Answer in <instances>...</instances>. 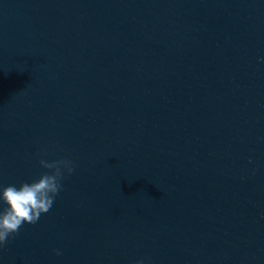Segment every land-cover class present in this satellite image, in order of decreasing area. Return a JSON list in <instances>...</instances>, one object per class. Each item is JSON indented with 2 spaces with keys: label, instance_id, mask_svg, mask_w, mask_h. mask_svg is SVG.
I'll use <instances>...</instances> for the list:
<instances>
[{
  "label": "water",
  "instance_id": "1",
  "mask_svg": "<svg viewBox=\"0 0 264 264\" xmlns=\"http://www.w3.org/2000/svg\"><path fill=\"white\" fill-rule=\"evenodd\" d=\"M260 57L264 0H0V184L74 169L0 264H264Z\"/></svg>",
  "mask_w": 264,
  "mask_h": 264
},
{
  "label": "clouds",
  "instance_id": "2",
  "mask_svg": "<svg viewBox=\"0 0 264 264\" xmlns=\"http://www.w3.org/2000/svg\"><path fill=\"white\" fill-rule=\"evenodd\" d=\"M259 59L264 62V57ZM39 163L48 171L38 178L18 185L0 184V247L23 224H34L42 214L50 210L61 190L63 176L74 170L69 159L51 162L41 159ZM56 254L61 253L57 250ZM136 264H145V261L140 259Z\"/></svg>",
  "mask_w": 264,
  "mask_h": 264
}]
</instances>
